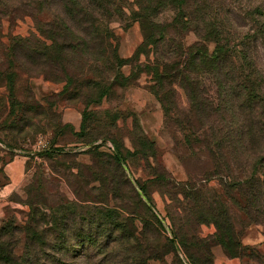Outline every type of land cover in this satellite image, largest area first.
Wrapping results in <instances>:
<instances>
[{
  "label": "rangeland",
  "instance_id": "374dc122",
  "mask_svg": "<svg viewBox=\"0 0 264 264\" xmlns=\"http://www.w3.org/2000/svg\"><path fill=\"white\" fill-rule=\"evenodd\" d=\"M120 1L129 15L132 0ZM234 1H237V14L233 11L230 27L237 34L238 49L245 51L250 47L253 60L252 64L247 60L246 65L250 80L255 78L264 89V48L259 41L248 37L252 26L245 16V12L256 5L261 4L264 8V0ZM51 13L43 12L38 20L52 22ZM34 21L26 15L15 14L13 20L6 19L1 26V42L5 48L10 46L9 53L12 48H17L18 60L11 59L10 65L14 66L17 76L10 84L2 76L10 68L8 57H4L8 51L0 53V190L6 191L5 188L11 184L9 188L12 191L3 199L8 204L3 207L0 228L13 223L17 227H25L32 214L33 202H40L37 208L49 215L44 210L45 205L55 208L65 206L68 202H76L77 194L86 201L82 204L83 208H90L91 201H102L106 197L110 207H134L135 226L143 228V221L151 225L146 231L155 239L153 249L160 247L161 241V250L170 252L166 256L163 254L161 262L151 260L149 264H176V257L181 264H189L184 249L169 233L172 227L165 209L171 202L167 192L181 199L177 184L196 183L201 179L189 176L182 161L203 151L198 148L199 143L201 147L208 145L201 132L208 130L204 124L210 120L200 118L187 100L185 91L173 82L169 87L173 91L167 93L171 103L168 102L170 111L166 118L158 96L151 90L154 82L146 67L156 63L164 67L170 60L175 61L179 54L176 50L178 44L181 43L183 52H187L196 46L197 35L189 30L176 36L171 29L173 13L164 12L156 23L166 27L165 39L158 49L143 47V53L137 56L144 41L140 23L128 19L116 20L110 25L113 30L111 44L122 65L115 67L114 72L108 71V81L97 77L104 72L105 65L89 63L82 54H76L69 63V58L61 56V48L58 52H54L53 48L41 52L45 55V64L42 65L39 62L40 53L33 51L39 48L36 43L45 40L37 32ZM32 35L37 39H32L29 45L13 47L11 44L13 38L25 39ZM47 44L50 45V42ZM204 46L210 53L215 48L212 42ZM10 55L13 56V53ZM56 55L61 56L59 60ZM197 83L198 98L207 99L217 107L216 87L210 76L198 78ZM98 90H107L108 93L96 101ZM260 113L257 114H263ZM85 114H88L86 121L83 119ZM261 120L264 130V118ZM190 134H195L200 141H192ZM93 150L111 158L120 152L124 160L121 165L124 174L115 171L112 165L96 154L92 157ZM10 163L15 165L13 176L6 170ZM213 166L220 168L215 160ZM158 173L174 182L171 186L166 184V187L159 182L147 185L150 197L147 202L139 191L138 182L146 184ZM217 177L213 176L203 187L222 193ZM113 178L115 193L109 186ZM136 194L145 202V207ZM224 203L236 238L237 231L240 232V247L229 252L219 243L212 223L200 226L191 223L182 232L187 246L185 251L189 257L199 260L197 264H264V224L248 223L246 216L237 208V193H230ZM79 236L77 239H80ZM70 238L74 242L72 233ZM170 241L174 242L173 246ZM23 247L22 243L18 246L19 255L23 253ZM77 255L76 264H97L101 259L90 250H79Z\"/></svg>",
  "mask_w": 264,
  "mask_h": 264
},
{
  "label": "trees",
  "instance_id": "16d2710c",
  "mask_svg": "<svg viewBox=\"0 0 264 264\" xmlns=\"http://www.w3.org/2000/svg\"><path fill=\"white\" fill-rule=\"evenodd\" d=\"M125 10L120 0H0V53L8 51L4 57H8L9 65L12 57L18 60L17 48H12L9 53L10 46H3L1 26L4 20H13L15 14H23L35 20L36 30L45 40L36 43L39 48L33 51L40 53L39 62L42 65L45 64V55L41 52H48L51 48L58 52L61 48V56L69 58V63L76 54H82L89 63L105 65L106 69L97 77L110 81L108 71L114 72L115 67L122 65L112 49L113 30L110 25L116 20L125 19L140 23L144 41L137 52L138 56L143 53V47L158 49L165 39L166 27L157 24L156 19L164 12H172L171 29L175 35L193 30L198 42L187 52H183V46L179 43L176 60H170L167 66L156 63L146 67L154 82L151 90L158 96L168 118L170 100L167 93L173 91L171 88L169 90L171 82L178 84L200 118L210 121L204 124L208 130L203 129L201 132L208 145L201 147L199 143L198 148L203 151L185 157L182 161L189 176L201 177L196 181L198 185L192 181L177 184L181 199L167 192L171 202L165 209L172 227L169 233L184 249L189 264L199 261L189 257L185 251L187 246L182 232L191 223L197 226L212 223L217 230L219 243L229 252L237 250L240 247V232L237 231L236 238L224 203L230 193H237V208L246 216L248 223L264 224V130L261 123L264 118V89L255 78L254 81L250 80L251 75L246 66L247 60L251 64L253 60L250 47L245 51L239 50L237 34L230 27L233 11L237 14V1L132 0L130 14L127 15ZM45 11L52 12V22L38 20ZM245 16L252 26L248 37L259 41L264 48V8L261 4L256 5L246 11ZM34 38V35L25 39L13 38L11 44L13 47L29 45ZM210 42L215 45L211 53L206 46L203 47ZM61 56L56 55V59L59 60ZM13 67L10 65L2 74L10 84L12 78L17 76ZM204 75H209L216 87L217 107L207 99L198 98L197 79ZM107 93V90H98L96 101ZM256 112L263 114L259 116ZM83 119L88 120V114ZM190 138L194 142L200 141L195 134H190ZM91 152L92 157L96 154L112 165L115 171L124 174L121 169L124 160L120 152L114 158L99 155L97 150ZM214 160L220 168L213 166ZM234 169L236 171L233 172ZM213 176H218L222 193L203 187ZM153 177L146 184L138 182L139 191L147 202L150 200L147 185L159 182L166 187V184L174 182L164 174H154ZM115 185L113 178L109 185L113 193ZM136 198L146 206L139 194H136ZM85 203L81 195L77 194L76 202H68L65 206L55 208L45 205L44 210L49 212L48 215L37 208L40 202H33L32 214L25 227L20 228L13 223L0 228V264H76L79 250L96 252L97 257H101L97 264H149L151 260L161 262L163 254H170L161 250V241L160 247L153 249L155 239L146 231L148 226L151 227L150 224L143 221V228L135 226L134 207H110L106 197L102 201H91L90 208H83L82 204ZM71 233L75 236L74 242L70 238ZM79 234L80 239H77ZM21 243L24 247L23 253L19 255L17 248ZM170 245L173 246L174 242L170 241ZM163 246L167 248L165 244ZM176 260V264H181L177 257Z\"/></svg>",
  "mask_w": 264,
  "mask_h": 264
},
{
  "label": "crops",
  "instance_id": "0c3cea01",
  "mask_svg": "<svg viewBox=\"0 0 264 264\" xmlns=\"http://www.w3.org/2000/svg\"><path fill=\"white\" fill-rule=\"evenodd\" d=\"M6 170H7V173H9V175L13 176L14 175L13 173L15 170L14 163H10L7 166ZM9 187H11V184L5 188L6 191L0 190V221H1L2 216L4 215L3 207H5V205L8 204V202H5L3 199L6 198V196H8V194L12 192Z\"/></svg>",
  "mask_w": 264,
  "mask_h": 264
}]
</instances>
